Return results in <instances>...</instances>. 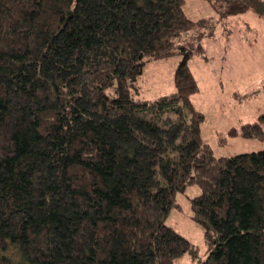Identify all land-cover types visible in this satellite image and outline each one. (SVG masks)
Wrapping results in <instances>:
<instances>
[{
    "label": "trees",
    "instance_id": "obj_1",
    "mask_svg": "<svg viewBox=\"0 0 264 264\" xmlns=\"http://www.w3.org/2000/svg\"><path fill=\"white\" fill-rule=\"evenodd\" d=\"M184 4L0 0V264L195 257L166 224L194 183L210 250L192 264H264V149L217 158L203 139L188 64L203 48L175 42L196 26ZM177 51L176 91L136 97L145 64ZM240 133L264 140V116Z\"/></svg>",
    "mask_w": 264,
    "mask_h": 264
},
{
    "label": "rangeland",
    "instance_id": "obj_2",
    "mask_svg": "<svg viewBox=\"0 0 264 264\" xmlns=\"http://www.w3.org/2000/svg\"><path fill=\"white\" fill-rule=\"evenodd\" d=\"M184 10L196 26L175 42L189 41L203 48L188 59L200 86L191 100L204 114L203 139L217 158L264 149V140L240 133L243 124L264 116V17L240 0H185ZM182 59L177 51L171 57L148 61L135 96L156 99L176 91L175 70ZM234 128L237 134L231 133ZM201 191L194 183L178 192L166 218V224L190 239L197 251V256L188 252L174 264H192L209 254L204 228L192 217L191 199Z\"/></svg>",
    "mask_w": 264,
    "mask_h": 264
}]
</instances>
